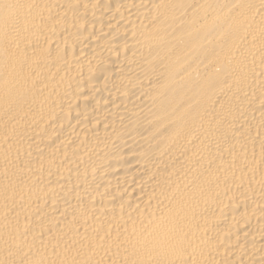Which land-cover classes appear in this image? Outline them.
<instances>
[{
    "label": "bare ground",
    "instance_id": "bare-ground-1",
    "mask_svg": "<svg viewBox=\"0 0 264 264\" xmlns=\"http://www.w3.org/2000/svg\"><path fill=\"white\" fill-rule=\"evenodd\" d=\"M0 264H264V0H0Z\"/></svg>",
    "mask_w": 264,
    "mask_h": 264
}]
</instances>
